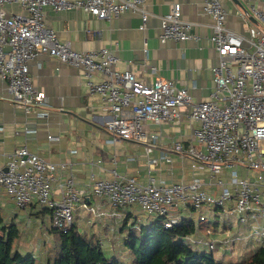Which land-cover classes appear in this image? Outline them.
Wrapping results in <instances>:
<instances>
[{"label":"built area","instance_id":"built-area-1","mask_svg":"<svg viewBox=\"0 0 264 264\" xmlns=\"http://www.w3.org/2000/svg\"><path fill=\"white\" fill-rule=\"evenodd\" d=\"M149 0H0V79L6 84L10 101L26 113L39 118L48 116L46 93L37 89L30 72V62L48 55L82 71L88 91L99 95L111 112L106 129L114 143L132 141L145 146L149 166L148 183L133 176L97 179L79 188L73 169L61 182L59 173L69 165L55 164L33 154L26 145L8 155L7 171L0 168V195L6 193L20 210L38 203L51 213V227L66 232L74 225L73 213L84 209L92 214L86 193L104 199L118 211L121 220L129 216L128 208L138 205L151 216L163 217L166 229L180 225L184 219L172 209H191L198 213L197 228L217 217L239 224L253 221L252 236L264 240V11L252 8L260 22L247 34L227 25L228 11L223 0H203V10L213 20L211 46L219 62L211 69L214 87L210 96L195 101L186 86L173 79L158 77L146 83L131 70H120L119 57L107 47L77 51L68 41H61L46 25V9L57 12L74 10L96 19H112L125 13L141 16V30L146 29ZM19 4L25 14H11L7 7ZM193 23L183 19L181 4H175L161 17L162 42L194 39ZM100 75V79L97 76ZM186 118L191 140L174 141L169 153L189 158L191 179L188 182L157 181L151 170L160 163L175 170L169 153L152 156L161 135L152 125L175 124ZM50 140L58 139L49 136ZM241 171L245 175H241ZM253 172V176L250 174ZM207 176V180L204 179ZM58 188L59 198H56ZM211 189V192L208 190ZM231 223V222H229ZM141 219L133 228L140 229ZM210 237L211 227L206 230ZM186 242L206 251L217 249L218 241L189 236ZM241 240L228 237L223 245Z\"/></svg>","mask_w":264,"mask_h":264},{"label":"crops","instance_id":"crops-1","mask_svg":"<svg viewBox=\"0 0 264 264\" xmlns=\"http://www.w3.org/2000/svg\"><path fill=\"white\" fill-rule=\"evenodd\" d=\"M223 3L228 11L227 25L233 31L247 34L250 27L260 25L252 8L264 11V0H223ZM175 4L182 5L183 19L193 23L191 32L195 38L162 42L161 17L169 13ZM146 8L149 17L145 30L140 29L142 19L138 13H125L110 20H101L82 11L57 12L52 8L46 9V25L56 32L61 41L70 42L77 51L110 48L119 57L118 69L131 70L148 84L158 77L173 79L178 86L188 87L195 101L207 99L214 87L211 69L219 62V56L209 42V37L213 34V20L204 13L203 0H149ZM7 10L11 14H25L19 4L10 5ZM30 72L37 89L46 93L48 116L39 118L36 113L28 114L22 107L13 104L6 84L0 79V168H6L8 155L16 147L26 145L33 154L55 164L69 165L59 173L62 183L69 178L71 166L80 189L89 184L91 174L97 179L111 180L115 177L114 171L121 176H133L143 184L148 183L150 169L144 156L145 146L132 141L113 142L112 135L106 129L111 112L99 95L88 91L80 69L48 55H40L30 62ZM100 78L98 75L97 79ZM151 129L162 136L158 147L152 153L155 158L165 152L169 153L174 141L180 138L184 141L191 140L192 133L186 118L175 124L169 123L160 127L152 125ZM50 135L58 139L50 140ZM169 154L174 159L175 170L171 172L169 165L161 162L160 170H151V176L157 181L165 180L168 183L188 182L192 176L191 160L181 159L174 153ZM204 179L207 180V176ZM208 190L211 191L210 188ZM4 194L6 193L0 195V207L7 211L6 203L1 200ZM89 194L86 193L85 198L89 199L92 206L100 207V211L92 214L79 209L76 211L78 220H74V223L82 233L99 240L105 252L106 248L113 245L115 250L106 253L115 257L119 248L116 242L122 224L121 219L114 215L118 210L104 199ZM55 197L59 198L58 191ZM40 208L37 211L40 212V220L48 228L51 227V212L41 213L44 208ZM131 208L127 209L132 215L129 225L138 218L142 220V225L157 218L135 217ZM171 213L192 218L195 223L198 219V213L191 209L175 208ZM223 220L224 229L228 228L227 231L223 229L218 232L219 226L214 219L211 222L216 227L213 228V235L208 238L201 225L194 235L196 238L217 240L216 255L221 260L229 259L230 255L226 252L228 249L225 248L234 244L223 245V240L217 238L220 234L227 233L225 239L230 236L241 237L237 241L240 246L239 257L247 243L251 246H247L244 251L248 250L250 253L264 244V240L252 236V231L245 234L244 228L234 219ZM230 232L232 234H228ZM247 239L250 241L247 242ZM237 243L235 242L236 245Z\"/></svg>","mask_w":264,"mask_h":264},{"label":"trees","instance_id":"trees-1","mask_svg":"<svg viewBox=\"0 0 264 264\" xmlns=\"http://www.w3.org/2000/svg\"><path fill=\"white\" fill-rule=\"evenodd\" d=\"M34 206L35 204H31ZM41 213L49 210L44 208ZM36 215L40 212H36ZM18 213L4 211L0 207V264H122L118 257H110L99 240L82 233L74 223L66 232L49 227L47 234L51 243L39 245L40 259L29 245L20 239L23 236V224L17 221ZM132 215L122 221L120 233L129 226L124 238L125 247H129L132 264H227L217 255L216 250L206 251L189 245L186 238L197 233V225L192 218L184 219L180 225L166 229L163 217L134 229ZM208 223L201 224L206 232ZM38 251V250H37ZM41 260V261H40ZM229 264H264V244L237 263Z\"/></svg>","mask_w":264,"mask_h":264},{"label":"rangeland","instance_id":"rangeland-1","mask_svg":"<svg viewBox=\"0 0 264 264\" xmlns=\"http://www.w3.org/2000/svg\"><path fill=\"white\" fill-rule=\"evenodd\" d=\"M250 174L253 176V172H251ZM241 175L244 176L245 173L243 171H241ZM1 200H3L6 203L5 209L8 212L18 213L17 221L22 222V224L24 225L23 226V236H21L20 240L23 243H26V241H27L26 245L30 246V249L33 251V253L36 255V258L39 260L41 258L40 257L41 255L39 253L41 250L39 249L38 246L39 245L41 246V245L45 244L46 242L47 243L52 242L49 235L47 234L48 226L44 225V222H42L40 220L41 217L35 214L37 211H39L41 209L40 208L41 206L38 204H35V207L29 205L26 209L20 210L16 207L15 203L13 201H11V198L7 194H4L1 198ZM131 210L133 211L135 217L140 216L143 219H146V218H149L151 216L148 213H146L145 211H143L142 208L138 205L132 206ZM73 217H74L75 221L78 220V215L76 212L73 213ZM215 220H216L215 222L217 223V226H219L218 232H221L224 229L223 217H221V216L217 217V218H215ZM121 221H124V220H121ZM40 225L42 226L41 228H40ZM209 225H211L213 232H215L214 229L216 227L214 226V224L209 223ZM253 225H254V222L249 221L246 224H241V227L244 228L245 234H249L250 231H253ZM227 230H228V228H225L223 231H227ZM128 232H129V226H127L125 228L124 232H122L118 235V239L116 242V244H117V246H119V248L117 249L118 253L115 254V257L120 258L122 261V264H132L131 250L129 247H125V244H124V238L127 236ZM228 234H232V232H230ZM113 237H114V234H113ZM207 237L209 238L208 235H207ZM226 237H227V233L225 235L220 234L219 236H217V238L220 240H224ZM237 241H239V240H237ZM237 241H236V243H237ZM249 241L250 240L247 239V242H249ZM233 244H234L233 246L231 245L233 248H231V246H226V248H225V249H228L226 252L228 253V255H230V257L227 260L222 259V261H224L227 264L237 263L242 259L241 257H243V256L247 257L250 253V251H248V250H247V252L244 251L247 248V246H251L249 243H247L245 245L246 247L244 246L245 248L240 251L241 255L239 257V255H238V249L240 247L239 243H237V245H236L234 242ZM113 249L115 250V247L113 245H111L110 247L106 248V252L112 253ZM110 257H113V256H110ZM40 264H45V263L40 262Z\"/></svg>","mask_w":264,"mask_h":264},{"label":"water","instance_id":"water-1","mask_svg":"<svg viewBox=\"0 0 264 264\" xmlns=\"http://www.w3.org/2000/svg\"><path fill=\"white\" fill-rule=\"evenodd\" d=\"M4 171H7V168H5Z\"/></svg>","mask_w":264,"mask_h":264}]
</instances>
